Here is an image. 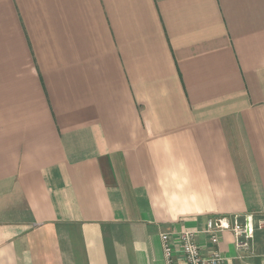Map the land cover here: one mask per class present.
Instances as JSON below:
<instances>
[{"label":"crops","instance_id":"crops-1","mask_svg":"<svg viewBox=\"0 0 264 264\" xmlns=\"http://www.w3.org/2000/svg\"><path fill=\"white\" fill-rule=\"evenodd\" d=\"M236 215L248 249L213 244ZM261 221L264 0H0V264H167L187 230L264 264Z\"/></svg>","mask_w":264,"mask_h":264},{"label":"built area","instance_id":"built-area-1","mask_svg":"<svg viewBox=\"0 0 264 264\" xmlns=\"http://www.w3.org/2000/svg\"><path fill=\"white\" fill-rule=\"evenodd\" d=\"M259 226L263 227L264 223L261 221ZM255 227L252 215L245 216L244 222L240 221L238 215L232 218L218 216L210 218L207 222V231L211 234V242L213 244L219 243L222 232L232 231L236 237L238 249H248L249 241L254 237ZM161 239L167 264H177L174 243H179L185 264H220L223 262L224 258L218 251H215L210 257L203 255V251L197 243L195 232L193 231H184L176 237L165 233L161 236Z\"/></svg>","mask_w":264,"mask_h":264}]
</instances>
